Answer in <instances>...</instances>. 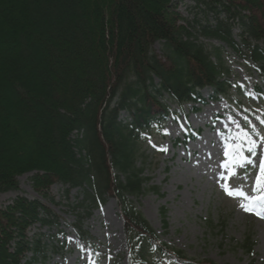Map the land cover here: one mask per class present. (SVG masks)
Here are the masks:
<instances>
[{"label":"trees","instance_id":"1","mask_svg":"<svg viewBox=\"0 0 264 264\" xmlns=\"http://www.w3.org/2000/svg\"><path fill=\"white\" fill-rule=\"evenodd\" d=\"M197 1L216 18L207 25L196 19L194 30L227 43L264 72V0ZM176 9L174 0H0V194L18 190V177L35 172L33 188L44 197L56 183L68 185L67 192L82 187L83 209L97 196H117L131 248L137 238L155 236L130 199L148 180L138 164V139L162 126L164 94L204 102L205 87L217 96L232 86L223 51L198 44L199 33L180 23ZM123 110L131 120L120 118ZM59 219L41 201L22 196L0 207V264L45 259L57 246L44 243L41 231L34 237L28 231L37 226L61 234ZM249 238L246 252L253 247Z\"/></svg>","mask_w":264,"mask_h":264},{"label":"rangeland","instance_id":"2","mask_svg":"<svg viewBox=\"0 0 264 264\" xmlns=\"http://www.w3.org/2000/svg\"><path fill=\"white\" fill-rule=\"evenodd\" d=\"M174 1L184 18L181 23L188 29L195 25L196 16L202 24L207 20L214 23L215 12L204 2ZM221 16L224 18L226 14ZM190 31L200 33L199 28ZM233 33L239 39L237 27L233 28ZM198 37V42L207 46L220 44ZM162 46L157 42L153 47L157 53H162ZM225 61L238 85L231 95L204 105L198 112L193 111V104L179 106L165 95L162 100L170 108L165 134L154 128L143 133L139 141L138 164L144 167L143 174L149 180L145 192L131 199L157 232V238H148L146 247L139 251L140 264H182L175 260L171 251L164 253L158 248L163 243L166 244L165 251L168 248L181 250L187 257L186 264L206 261L264 264V218L245 211L240 206L245 201L226 191L227 188L235 191L239 187L249 195H255L253 188L259 174V161L264 159V140L261 139L264 137V123H261L264 120V95H258L255 90V85L262 81L255 64L238 57L234 51ZM154 81L159 83L160 79L157 77ZM202 92L205 97L211 94L210 89ZM120 117L124 121L130 119L127 111H122ZM188 127L200 134L183 144ZM245 134L256 141L255 155L247 151L251 145ZM235 145L241 146L240 154L248 157L251 164L234 162L229 153L230 146ZM34 174L21 175L18 190L0 194V207L24 196L43 201L60 216L67 234L66 246L59 252L48 251L45 262L39 264H129L125 221L115 198L108 197L104 205L93 208L84 218V229L92 238L82 242L75 229L77 217L84 214L79 204L83 199L82 189L73 188L67 193V185L56 183L47 198L41 197L32 186ZM37 231L34 227L28 235L31 237ZM41 231L46 233L43 240H52V232ZM247 235L253 242L252 255L240 245ZM63 239L59 237V241ZM155 247L158 250L155 251Z\"/></svg>","mask_w":264,"mask_h":264},{"label":"snow or ice","instance_id":"3","mask_svg":"<svg viewBox=\"0 0 264 264\" xmlns=\"http://www.w3.org/2000/svg\"><path fill=\"white\" fill-rule=\"evenodd\" d=\"M261 123H264V120H262ZM253 131H255L254 128ZM257 135H259V133H257ZM245 139H247L249 145H251L247 151L252 155H255L256 141L248 138L247 134H245ZM261 139L264 140V137H261ZM240 149V145L230 146L229 154L233 156L234 162L241 165H243L245 162L251 164L252 161L248 157L240 154ZM161 150L166 151L167 149ZM226 191L228 195L240 197L243 199V201H245L240 205L245 211L252 212L257 216L264 218V159L259 161V174L256 176L255 187L253 188L255 195H249L245 190L239 187L235 191L231 188H227Z\"/></svg>","mask_w":264,"mask_h":264},{"label":"bare ground","instance_id":"4","mask_svg":"<svg viewBox=\"0 0 264 264\" xmlns=\"http://www.w3.org/2000/svg\"><path fill=\"white\" fill-rule=\"evenodd\" d=\"M175 2V1H174ZM176 3V2H175ZM177 11H178V7H177V9H176ZM158 54H161V53H158ZM26 174V173H25ZM49 192V191H48ZM6 207V206H5ZM4 208V207H3Z\"/></svg>","mask_w":264,"mask_h":264}]
</instances>
